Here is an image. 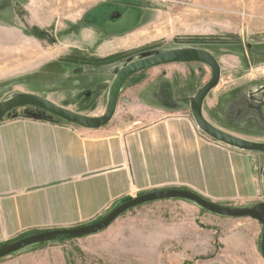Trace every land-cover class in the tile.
<instances>
[{"label":"rangeland","instance_id":"1","mask_svg":"<svg viewBox=\"0 0 264 264\" xmlns=\"http://www.w3.org/2000/svg\"><path fill=\"white\" fill-rule=\"evenodd\" d=\"M107 1H130L141 11L138 24L114 41L110 49L115 52L108 55L98 33L84 23L89 9ZM134 17L133 11L127 10L118 23L130 27ZM190 48L207 51L218 64L219 80L214 89L218 93L264 80V0H0V102L26 93L49 102L61 98L75 108L97 107L101 114L121 68L145 56ZM109 55L113 58L104 64H86ZM192 62L187 74L191 79L196 70L201 86L187 92L186 112L191 119L190 100L211 76L207 65ZM166 65L176 70L184 66ZM81 73L84 79L75 78ZM103 78L109 81L99 82L97 88L89 86V82ZM176 102H165L168 110L164 113L178 112ZM159 115L133 116L120 106L108 124L112 129L120 128L137 118L136 125H142ZM193 122L197 133L219 143ZM167 188L187 189L178 183L154 189ZM254 200L264 199L227 206L246 207ZM219 217L227 216L207 211L190 200H156L126 210L102 231L33 244L0 258V264H264L261 224L252 222L257 225L254 238L255 228L245 224L237 229L234 224L224 225ZM232 218L242 221L249 217ZM232 231L250 235L240 245L236 240L225 244L224 236L230 237ZM10 238L15 240L19 235Z\"/></svg>","mask_w":264,"mask_h":264},{"label":"crops","instance_id":"2","mask_svg":"<svg viewBox=\"0 0 264 264\" xmlns=\"http://www.w3.org/2000/svg\"><path fill=\"white\" fill-rule=\"evenodd\" d=\"M127 10L135 17L125 28L118 21ZM109 11L108 1L87 11L111 26H89L98 33V40L104 41L102 48L107 55L115 52L110 49L114 41L138 24L141 13L139 7H126L107 22ZM178 63L184 65L181 70L158 65L133 74L123 83L114 113L121 106L124 113L133 116L160 114L142 125H136L135 118L120 128L112 129L108 123L87 128L46 115L33 106L13 109L0 120V244L15 235L90 223L135 192L154 191L167 183H178L226 206L264 199V150L209 142L197 133L186 112L187 92L196 91L201 81L195 69L191 79L187 74V66L193 62ZM75 78L84 79L83 73ZM108 81L103 78L89 82V86L97 88L99 82ZM215 87L203 99V118L222 133L264 146V80L222 93L214 91ZM167 101H178V112L164 113ZM51 102L90 117L104 113L88 105L75 108L61 98ZM150 188L154 190L147 191ZM219 218L224 225L248 224L255 228L256 237L257 225L252 222L258 224L257 220ZM249 235L232 231L230 237L224 236V243L236 240L240 245ZM250 239L253 244L255 240Z\"/></svg>","mask_w":264,"mask_h":264},{"label":"water","instance_id":"3","mask_svg":"<svg viewBox=\"0 0 264 264\" xmlns=\"http://www.w3.org/2000/svg\"><path fill=\"white\" fill-rule=\"evenodd\" d=\"M191 61L201 62L207 65L211 71L210 79L201 87L197 95L194 96L189 103L193 119L200 130L214 140L229 146L245 150H264V146H262L261 144L244 141L218 131L203 118L201 113V105L207 93L218 83L219 67L216 61L210 56L207 51L194 48L182 49L177 51H167L156 55L145 56L139 60L130 62L125 67L121 68L110 86L107 107L105 112L101 116L90 117L74 113L68 109L52 104L51 102L39 96L26 93H18L12 98L0 102V120L14 108L33 106L45 110L54 117H57L69 123L87 128H97L108 123V121L113 116L119 91L128 77L154 66L168 63ZM169 198H182L190 200L199 205L201 208L215 214L227 217H250L257 220L262 226L260 251L262 257L264 258V201L246 207H230L215 203L193 191L182 188H167L141 193L117 204L103 217L96 221L71 228L44 230L2 243L0 244V258L33 244L53 241L61 235L68 238H78L94 234L107 228L120 214L132 207L147 202Z\"/></svg>","mask_w":264,"mask_h":264},{"label":"flooded vegetation","instance_id":"4","mask_svg":"<svg viewBox=\"0 0 264 264\" xmlns=\"http://www.w3.org/2000/svg\"><path fill=\"white\" fill-rule=\"evenodd\" d=\"M108 6L110 8L111 11H109V13L107 14V16L105 17L107 22L109 21L110 22V19L113 18V16H116L118 12L121 13V10H123L124 8L126 7H131L132 9H134L135 7H139L137 4H134L132 2H126V1H118L117 2H108ZM96 12V11H95ZM84 23L85 25L87 26H93L95 28H98V25L101 27L104 28V26L106 25V29H111V26L107 25V24H103L105 22H103V20L98 17V16H95V14H88V12L84 15ZM109 19V20H108ZM92 21V22H90ZM76 63V62H75ZM74 63V64H75ZM86 64L90 65V64H94V63H88L86 62ZM98 65V64H97Z\"/></svg>","mask_w":264,"mask_h":264},{"label":"trees","instance_id":"5","mask_svg":"<svg viewBox=\"0 0 264 264\" xmlns=\"http://www.w3.org/2000/svg\"><path fill=\"white\" fill-rule=\"evenodd\" d=\"M112 58H113V55H109V56H106L104 58L93 59L94 61H92L91 63H94V64H104L107 61H111ZM3 118L4 117H2V119ZM57 119H59V118H57ZM59 120L63 121L62 119H59ZM127 199H129V198H127ZM127 199H125V200H127ZM57 239H71V238H68V237H65V236H62L61 235V236H58L55 240H57Z\"/></svg>","mask_w":264,"mask_h":264}]
</instances>
